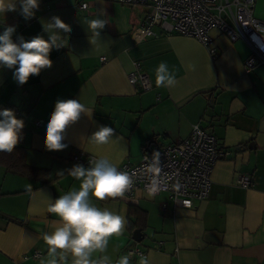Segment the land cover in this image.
<instances>
[{
	"label": "crops",
	"instance_id": "obj_1",
	"mask_svg": "<svg viewBox=\"0 0 264 264\" xmlns=\"http://www.w3.org/2000/svg\"><path fill=\"white\" fill-rule=\"evenodd\" d=\"M82 3H87L85 11L79 9ZM144 12L108 0H40L34 16L25 19L16 0V10L0 16L4 26L16 27L13 39L46 38L43 26L51 18L68 29L50 30L64 47L50 51L49 68L25 84L15 82L12 70L0 68V109L13 110L23 121L16 146L25 149L27 165L47 169L51 179L39 186L0 167V264H40L46 256L42 235L54 230L59 218L48 212L43 194L55 199L79 188L66 171L57 175L78 164L72 160L77 153L107 158L117 168L134 165L147 141L160 146L181 142L196 124L228 153L213 165L208 198L190 209L176 206L168 193L149 198L137 191L131 201H94L126 220L122 234L109 239L107 254L115 261L128 249L140 250L151 264H264V64L246 72L248 46L218 30L210 32L214 57L196 39L157 27L154 37L134 43L130 34ZM253 15L264 19V0H255ZM94 19L106 21L98 42L90 29ZM136 62L150 79L147 92H135L128 83ZM161 62L175 75L171 86L155 84ZM68 99L94 101L93 112L65 129V149L48 151L40 129L55 102ZM100 126L115 132L109 143L96 145L88 138ZM240 175L250 178V187L238 185ZM129 207L145 214L144 225L135 229L140 242L129 230ZM36 251L40 258L33 257ZM140 257L130 256L133 264Z\"/></svg>",
	"mask_w": 264,
	"mask_h": 264
},
{
	"label": "clouds",
	"instance_id": "obj_2",
	"mask_svg": "<svg viewBox=\"0 0 264 264\" xmlns=\"http://www.w3.org/2000/svg\"><path fill=\"white\" fill-rule=\"evenodd\" d=\"M40 0H19L20 14L25 19L34 16ZM16 10V0H0V16L6 12ZM104 19L91 20L90 29L97 41L99 30L105 26ZM0 68L12 70L13 78L18 85H23L30 77L38 74L39 70H47V59L50 51L64 47V40L51 32L54 29L60 33H67L68 29L57 19L51 18L43 26L46 38L34 36L25 40L17 36L13 40L16 27L4 26L0 22ZM252 40L264 50V43L255 35ZM98 42V41H97ZM134 66V65H133ZM155 84L171 86L175 83V75L168 65L161 62L155 70ZM89 104L81 103L79 99L57 100L50 114L44 121L40 132L42 145L48 151H61L67 147L65 129L80 119L81 115L91 116L93 108ZM23 121L18 119L11 109H0V153H10L20 141ZM115 130L112 127L100 126L88 138L96 145H103L112 140ZM71 176L79 181V188L72 189L55 199L49 200L48 212L59 218L58 226L51 232L42 235L46 245V256L40 264H133L129 255H120L115 261L107 254L109 239L120 236L126 220L124 216L100 208L94 201H102L106 197H121L133 185L132 175L127 171H120L109 159L101 157L94 160L91 166L74 164L57 175ZM150 171L155 175L148 187L147 196L155 197L160 185V153L154 152L151 159ZM180 185L177 183L176 188ZM26 193H31L27 186ZM187 203V202H185ZM139 264H151L147 256L139 258Z\"/></svg>",
	"mask_w": 264,
	"mask_h": 264
},
{
	"label": "built area",
	"instance_id": "obj_3",
	"mask_svg": "<svg viewBox=\"0 0 264 264\" xmlns=\"http://www.w3.org/2000/svg\"><path fill=\"white\" fill-rule=\"evenodd\" d=\"M112 4L133 9H144L142 20L131 31L134 43H140L154 37L157 27L165 34H178L194 38L206 47L214 57L216 48L210 37L212 30H218L231 42L242 40L250 50L244 61V70L250 72L256 65L264 64V50L252 40L255 35L264 43V19L253 15L255 0H108ZM79 9L85 11L87 3ZM14 41L16 38L13 39ZM104 61L105 58H102ZM128 83L135 92H147L152 89L148 75L141 63H134V69L128 76ZM160 153V193H168L176 206L190 209L193 202L208 198L211 189L210 174L216 161L226 157L216 138L207 133L199 124L192 126L189 136L178 143L160 146L155 140L147 141L142 149L140 160L134 164H123L120 171H127L133 178L132 187L117 199L131 201L137 191L147 194L153 176L150 171L152 154ZM98 158L82 152L73 156L75 163L91 166ZM179 183V189L176 188ZM237 183L248 188L251 180L240 175ZM157 194V195H158ZM187 202V203H185ZM130 256H143L140 250L128 249ZM34 258H40L36 251Z\"/></svg>",
	"mask_w": 264,
	"mask_h": 264
},
{
	"label": "trees",
	"instance_id": "obj_4",
	"mask_svg": "<svg viewBox=\"0 0 264 264\" xmlns=\"http://www.w3.org/2000/svg\"><path fill=\"white\" fill-rule=\"evenodd\" d=\"M0 167L6 172L12 173L39 182V186L50 182L49 171L45 168H34L27 165L25 160V149L15 146L10 153H0ZM128 226L131 232L144 225L145 214L136 207H129Z\"/></svg>",
	"mask_w": 264,
	"mask_h": 264
},
{
	"label": "water",
	"instance_id": "obj_5",
	"mask_svg": "<svg viewBox=\"0 0 264 264\" xmlns=\"http://www.w3.org/2000/svg\"><path fill=\"white\" fill-rule=\"evenodd\" d=\"M132 238H133L134 241H136V242H140L141 239H142L140 231H139V230H136V231L133 233Z\"/></svg>",
	"mask_w": 264,
	"mask_h": 264
}]
</instances>
